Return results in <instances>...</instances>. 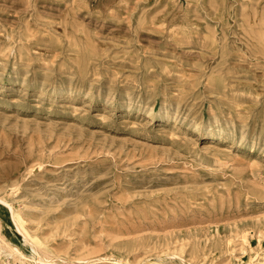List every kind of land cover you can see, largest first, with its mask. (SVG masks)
<instances>
[{
    "label": "rangeland",
    "instance_id": "374dc122",
    "mask_svg": "<svg viewBox=\"0 0 264 264\" xmlns=\"http://www.w3.org/2000/svg\"><path fill=\"white\" fill-rule=\"evenodd\" d=\"M0 199V264H264V0H0Z\"/></svg>",
    "mask_w": 264,
    "mask_h": 264
},
{
    "label": "bare ground",
    "instance_id": "6f19581e",
    "mask_svg": "<svg viewBox=\"0 0 264 264\" xmlns=\"http://www.w3.org/2000/svg\"><path fill=\"white\" fill-rule=\"evenodd\" d=\"M150 115H151L152 117H154L156 120L163 119V117H164L161 113L154 114V113L151 112V111L149 112V116H150ZM0 200H1V199H0ZM12 216H13V215H12ZM250 231H251V230H250ZM246 233H249V232L246 231ZM250 233H251V232H250ZM244 239L246 240V238H244ZM244 239H243V240H244ZM245 240H244V241H245Z\"/></svg>",
    "mask_w": 264,
    "mask_h": 264
}]
</instances>
